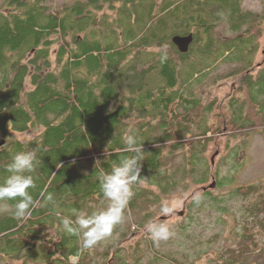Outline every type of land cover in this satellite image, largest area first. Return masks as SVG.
Here are the masks:
<instances>
[{
	"label": "trees",
	"instance_id": "16d2710c",
	"mask_svg": "<svg viewBox=\"0 0 264 264\" xmlns=\"http://www.w3.org/2000/svg\"><path fill=\"white\" fill-rule=\"evenodd\" d=\"M194 1L75 0L61 9H51L46 0H9L8 9L0 8V181L15 152L37 153L32 173L35 187L30 190L35 207L23 219L2 211L0 257L5 254L25 264L139 263V247L124 246L132 226L118 225L119 236L102 253H96L99 243L81 249L79 239L58 224L57 215H70L73 209L91 214L97 211L90 210L93 205L107 204L97 176L133 154L122 139L129 129L144 152L141 181L133 186L134 195L125 211H135L149 197L158 199L155 189L169 194L179 180H190L199 171L201 155L205 156L210 141L223 130L206 122L204 114L209 108L193 91L208 72L205 67L197 71L193 66L208 64L205 52L194 51L199 59L190 57L192 52L181 53L172 37L191 34L196 16L207 23L209 10L216 13L227 8L222 18L229 21L233 36L223 39L224 46L219 44L218 56L230 51L225 57H239L242 43V62L246 60L248 70L264 32L246 29L241 36L242 16L256 26L264 22V12L242 11L241 0H199L202 8L197 13ZM115 4L114 13H109L106 6ZM164 46L166 58L161 52ZM261 48L264 51V45ZM184 63H191L193 74L199 72L190 85L188 76L182 80ZM260 72L264 75V68ZM246 88L242 125L228 127L231 135L250 130L251 116L260 117L264 125V113L256 103V93H264V76ZM31 128L41 129L30 139L32 143L12 135ZM188 138L194 140L189 150ZM181 152L185 168L178 177L175 157ZM208 167L201 169V174L207 173L204 182L210 173L215 181L218 172L209 161ZM220 186L217 182L216 188ZM260 188L258 184L236 188L243 197L260 193V201L246 207L256 220L243 223L237 246L227 248L217 264H250L249 258L261 251L256 237V228L264 230V192ZM48 193L53 201L46 203ZM203 196L217 197L206 190ZM12 203L0 202L4 207ZM109 252L113 253L111 259ZM72 257H77L75 263Z\"/></svg>",
	"mask_w": 264,
	"mask_h": 264
},
{
	"label": "rangeland",
	"instance_id": "374dc122",
	"mask_svg": "<svg viewBox=\"0 0 264 264\" xmlns=\"http://www.w3.org/2000/svg\"><path fill=\"white\" fill-rule=\"evenodd\" d=\"M8 1L0 0L1 10H6L9 7ZM74 1L46 0L45 4L51 9H61L64 5H71ZM115 6L117 5L115 4L114 7H111V5L106 6L110 9L109 13H114ZM239 6L242 11L250 13L262 14L264 12L261 0H241ZM210 19H208L207 23L210 22ZM213 21L212 38L215 43H218V47L219 44L223 46V39L231 38L233 32H231L230 28L227 30L221 21L216 19H213ZM252 24L248 22V28L264 32V22L259 21L258 24L256 23V26ZM258 45L259 50L252 57L253 64L248 68V74H256L264 65V58L261 57V54L264 52L261 48L264 45V36ZM226 52L224 56L230 54ZM194 53L197 52H194L193 49L190 57L194 56L199 59ZM190 65L191 63H184L181 66L183 71L182 80L189 77L187 85L195 82L199 74V72L193 74L194 69ZM193 66L197 71L201 67H205L206 71L208 70L206 67L209 65L202 62L193 64ZM237 67L238 65L219 63L214 69L215 72L211 75H222L224 77L226 73ZM187 72H191L192 74L187 75ZM209 79L207 78L201 85L193 86L195 87L193 91L196 97L205 107L208 105L209 98L217 93L219 88L218 85L215 87L210 86ZM221 89L224 88L222 87ZM244 96L245 92L243 90L242 97ZM206 114L208 116L206 122H209L212 127H218L212 124L211 109H209L208 113L204 114L205 117ZM249 121L253 124H250V130H243L233 135L226 131V129L228 127L235 128L238 125L227 127L219 125L223 132L215 135L212 141H210L205 156L202 154L201 162L198 163L199 171L195 172L190 177V180H188L189 178L179 180L175 190L167 195H162L155 189L154 192L157 194L158 199L154 197L151 200L149 197L135 211H125L124 221L120 225L126 228L127 226H132V234L127 238L124 246L128 249H132L135 246L139 247L141 259L138 264H217L218 257L227 248H235L237 246V235L242 232L243 223L249 221L252 224L256 220L254 216L248 214L246 207L255 205L260 201L261 196L258 193L243 197L236 193V188L258 184L261 186L260 191L264 192V125L261 124L262 120L260 117L255 116L254 118L251 116ZM40 130L31 128L24 132H13L12 135L21 141H28L34 138ZM193 142V138H188L186 141L188 143V150L193 145ZM183 156L184 152H181L175 157L176 167H174L178 172V177L182 175L185 168ZM208 161L213 171L218 172V176L214 181V176L210 173L204 182L207 173L201 174V169H209ZM217 182L221 184L219 188H216ZM213 183L214 186L212 187ZM205 190L210 192L212 196H217L216 199L212 200L203 196L200 205L191 204L193 197L196 195L202 196ZM4 206V204H0V209ZM105 206L106 204L93 205L90 210H100ZM88 212L89 210H85L81 213L88 214ZM1 213L2 211H0ZM149 221L168 224L172 233L170 238L166 241H160L158 244L154 243L146 230V225ZM256 229L259 230L256 237L259 240L258 243L261 251L249 258L250 264H264V230ZM118 236L119 231L114 229L111 237L99 242L100 245L95 247V252L102 253L105 246L113 242ZM160 255H162V258L158 257ZM112 256L113 253L109 252V259ZM172 259L175 261L172 262ZM76 261L77 257H72L71 262L75 263ZM0 264L25 263L17 260H6L4 257H0Z\"/></svg>",
	"mask_w": 264,
	"mask_h": 264
},
{
	"label": "clouds",
	"instance_id": "9594fccd",
	"mask_svg": "<svg viewBox=\"0 0 264 264\" xmlns=\"http://www.w3.org/2000/svg\"><path fill=\"white\" fill-rule=\"evenodd\" d=\"M163 57H167L166 46L161 48ZM127 151L133 153L112 164L109 171H101L98 176L100 192L107 201L105 207L91 214L81 213L73 209L70 215H57V222L65 233L77 237L81 249H92L99 242L112 236L114 229L124 221L125 209L134 195L133 186L141 181L140 162L144 152L142 143L134 132L129 129L123 136ZM32 140L26 143H32ZM37 163L35 150L15 152L6 165V173L0 181V202H13L11 207L0 211L10 212L13 218L23 219L31 215L35 202L31 189L35 187L32 175ZM202 196L193 197V202L199 204ZM53 201V195L48 193L45 202ZM147 233L154 243L166 241L172 235L170 226L166 223L149 222Z\"/></svg>",
	"mask_w": 264,
	"mask_h": 264
},
{
	"label": "flooded vegetation",
	"instance_id": "af4514ba",
	"mask_svg": "<svg viewBox=\"0 0 264 264\" xmlns=\"http://www.w3.org/2000/svg\"><path fill=\"white\" fill-rule=\"evenodd\" d=\"M205 2V0H202ZM262 2V9H264V0ZM9 3V1H8ZM228 6V5H227ZM194 7L198 13V10L202 8L199 0L194 1ZM8 9V8H6ZM10 10V8H9ZM228 9L223 8L222 11H218L215 13L213 10H209L210 14V22L205 23L198 20L196 16L195 19L192 20L193 27L190 33L193 36L192 43L188 49V52H193L196 50L198 54H206V59L208 63V72L205 76L203 82L208 78L210 83L209 85L212 87L219 86L217 93L213 94L208 100V108L211 109L212 115V124L215 126L227 127V126H235L242 125V100L247 98L248 89L246 86H252V84H257V82L262 81L263 74L261 72H256V74L252 75L248 74V70L246 67V60L242 62V43L240 45V56L239 57H225L218 56L219 48L218 43H215L212 38V31L214 24L213 19L221 21L222 25L226 27L228 30L230 28V23L228 20L223 19V13ZM264 11V10H263ZM246 12V11H244ZM248 19L242 16V23L240 26V32L245 31L249 26H247ZM263 22V21H262ZM243 25V27H242ZM204 30H208L207 32H203ZM200 31V33H199ZM202 31V32H201ZM199 33V38L197 39L196 34ZM223 46L225 42H223ZM228 43V42H227ZM227 54L230 51L226 52ZM233 64L238 65L237 68H233L230 72L226 73V76L222 77V75L212 76L211 74L214 71L217 64ZM253 63H251L252 65ZM262 67L261 69H263ZM242 69L244 70L242 72ZM260 69V70H261ZM251 82V84H249ZM224 89H221V88ZM244 90L245 96L242 97V91ZM256 103L261 108V112L264 113V93H256ZM2 257L6 260H13L9 258L7 255L3 254Z\"/></svg>",
	"mask_w": 264,
	"mask_h": 264
},
{
	"label": "water",
	"instance_id": "95a60500",
	"mask_svg": "<svg viewBox=\"0 0 264 264\" xmlns=\"http://www.w3.org/2000/svg\"><path fill=\"white\" fill-rule=\"evenodd\" d=\"M192 40H193L192 34L185 35V36L175 35L174 37H172L173 43L178 47V49L181 52H186L188 50V47L190 43L192 42ZM211 186L213 187L214 183Z\"/></svg>",
	"mask_w": 264,
	"mask_h": 264
},
{
	"label": "bare ground",
	"instance_id": "6f19581e",
	"mask_svg": "<svg viewBox=\"0 0 264 264\" xmlns=\"http://www.w3.org/2000/svg\"><path fill=\"white\" fill-rule=\"evenodd\" d=\"M172 42H173V41H172ZM176 47H177V46H176ZM177 48H178V47H177ZM188 49H189V47H188ZM178 50H179V49H178ZM179 51H180V50H179ZM187 51H188V50H187ZM187 51H186V52H187ZM180 52H181V51H180ZM181 53H182V52H181ZM183 53H184V52H183ZM1 143H3V142H1Z\"/></svg>",
	"mask_w": 264,
	"mask_h": 264
}]
</instances>
